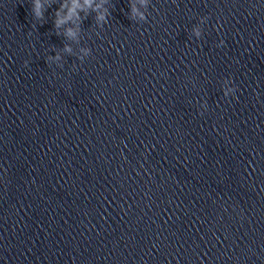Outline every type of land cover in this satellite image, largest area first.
I'll return each mask as SVG.
<instances>
[{
  "label": "clouds",
  "instance_id": "clouds-1",
  "mask_svg": "<svg viewBox=\"0 0 264 264\" xmlns=\"http://www.w3.org/2000/svg\"><path fill=\"white\" fill-rule=\"evenodd\" d=\"M140 3L146 4L147 0H140ZM93 4H94V0H83L82 3H81V0H71L70 6H69L68 3L64 2V0H61L60 9L55 12V16H56L55 27L59 29L62 25L68 23L69 21H72V22L80 21L81 20L80 13L82 11H85V9H92V11L98 12L95 18L96 22L98 23L106 22L107 17H109L110 15V12L108 11V9L104 8L103 11H99V9H101L102 7V4H96L95 7H93ZM33 5H34L32 9L33 18L35 20L43 19V12L41 11L42 5L40 3V0H33ZM49 6L51 7V5ZM63 9H67L66 15H61V11ZM132 14L134 16H138L139 19L142 21L146 20L144 13L139 12L135 6L132 7ZM84 18L86 19L87 16H85ZM77 31L78 29L73 30V28H68L65 32V35L69 38L75 39L77 36ZM196 34L199 35V30H197ZM64 50L67 52H71V48L68 46H65ZM82 50L85 51V53H87L88 51L87 49H82ZM56 59L57 60L60 59L59 55H57Z\"/></svg>",
  "mask_w": 264,
  "mask_h": 264
}]
</instances>
